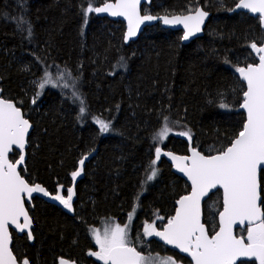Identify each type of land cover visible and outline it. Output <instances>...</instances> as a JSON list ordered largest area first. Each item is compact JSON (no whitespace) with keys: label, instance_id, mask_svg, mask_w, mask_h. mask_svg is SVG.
<instances>
[{"label":"trees","instance_id":"obj_1","mask_svg":"<svg viewBox=\"0 0 264 264\" xmlns=\"http://www.w3.org/2000/svg\"><path fill=\"white\" fill-rule=\"evenodd\" d=\"M112 1L92 0L91 6ZM238 2L152 0L145 13L186 14L198 7L211 13L204 36L183 45L182 32L157 24L126 45L124 22L85 15L88 0H0V94L33 124L21 174L52 194L67 197V189L74 190L71 209L33 199V243L13 233L20 264H58L61 258L104 264L89 254L99 251L90 229L105 220L123 224L135 206L130 245L148 258L172 255L190 264L144 231L148 224L163 228L190 192L165 159H155V149L186 155L192 146L215 155L243 130L239 108L246 86L236 68L258 63L250 44L261 46L264 30L259 18L233 12ZM57 71L64 86L40 92L34 81ZM97 119L110 124L109 132L99 131ZM165 124L171 131L161 140ZM184 131L191 140L179 135ZM152 169L157 175L148 180ZM260 182L264 207V171ZM221 201L218 191L204 205L210 235L218 230ZM239 234L247 241L244 231Z\"/></svg>","mask_w":264,"mask_h":264},{"label":"snow or ice","instance_id":"obj_2","mask_svg":"<svg viewBox=\"0 0 264 264\" xmlns=\"http://www.w3.org/2000/svg\"><path fill=\"white\" fill-rule=\"evenodd\" d=\"M91 2L92 0H88L89 6L83 9L85 15L109 12L113 16L126 17L128 37L135 36L144 21L158 18L150 15L141 16L140 0H117L116 3H104L103 7L95 8L91 6ZM237 7L250 9L251 12L264 17V0H239ZM207 15L208 13L202 9H196L194 13L190 12L184 16L171 18L164 16L159 19H162L164 24L182 25L186 30L183 39L188 40L201 31V25ZM27 35L29 38L32 35L30 27L27 28ZM250 48L258 55L259 62L236 68L246 81V91L243 93L244 99L241 104L247 113V122L243 125V130L238 133L231 146L217 155L205 156L193 148L191 156H172V159L177 161L179 170L186 173L191 180V193L177 201L179 208L175 216L167 221L163 231H157L153 224H148L144 229L147 235L158 236L168 244L189 253L195 264H236L240 257H255L259 264H264V211L258 203L260 200L258 169L264 166V44L258 46L252 42ZM46 85L56 86L47 74L39 83V88L43 90ZM75 99L79 101V112L83 114L85 106L82 97L76 95ZM96 122L99 124L100 132H109V123L99 119ZM30 127L20 108L9 100L0 99V264H16V259L9 248L11 242L9 223L15 225L21 232L30 229L32 221L24 206L25 194L29 200L33 193L51 195L39 184L30 186L17 171L18 165L24 162L23 155L16 163H10L8 160L13 145L19 149L25 148ZM170 131L165 124L159 138L166 139ZM179 135L191 140L190 131L180 132ZM161 154V149L157 147L155 159L159 160ZM86 158L79 161L80 169L71 173L73 178L81 175ZM156 175L157 170L152 169L147 179H154ZM217 186L223 189V211L219 213V230L210 238L204 224L201 223V199L210 189ZM67 193V197L57 194L52 198L65 208L71 209L74 190L69 188ZM21 217L23 224L19 223ZM245 221L252 225L246 230L247 243L245 237L237 238L233 234V226L237 222L243 224ZM128 234L127 224L123 227L120 224L105 227L103 235L98 229L93 230L99 251L89 254L104 264H147L149 258L130 246ZM27 235L31 238L30 231ZM22 264L29 262L23 259ZM59 264H69V261L60 259ZM166 264L174 262L168 261Z\"/></svg>","mask_w":264,"mask_h":264},{"label":"water","instance_id":"obj_3","mask_svg":"<svg viewBox=\"0 0 264 264\" xmlns=\"http://www.w3.org/2000/svg\"><path fill=\"white\" fill-rule=\"evenodd\" d=\"M116 2H117V0H114V1H112V2H107V3H116ZM238 3H239V2H238ZM238 3H237V4H238ZM151 4H152V0H140V5H139V12H140V15H141V16H144V15H150V16L158 17V18H157V19H154V20L144 21V22L140 25L139 29L137 30L136 35H135V36H132V37H128V36H127V32H128V22H127L126 17H123V16H113V15H111L109 12H100V13L94 12V14H95L97 17H100V18H107L108 20H111V21H123L124 24H125V27H126L125 36H124V41H125V44H126V45H129V44H131V43L136 42V41L139 39L140 35L143 33V31H144L145 29H147V28H149V27H153V26H155V25H157V24H160L161 27L164 28V29H166V30H170V31H180V32H182V44H183V45H188V44L192 43L193 41L197 40L198 38H201V37L204 36L206 26H207V24H208V22H209V20H210V18H211V16H212L211 13L205 11L202 7H198L197 9H202L203 11L207 12L208 15L205 17L204 22H203V24L201 25V31L198 32V33H196V34L193 35L192 37H190L188 40H184V39H183V35H184V33H185L186 30L183 28L182 25H168V24H164V23H163V20H162V19H159V17L168 16L169 18H171V17H173V16H184V15L189 14L190 12H189V13H186V14H174V15H156V14H153V13H145V12L143 11V10H144V7H149V6H151ZM237 4H236V6L233 8V12H234V13H241V12H243V13H249L251 16L256 17V18H259V19H260V22H261V26H262V28H263V30H264V17H262L261 14H259V13H253V12H251L250 9L237 7ZM103 6H104V4H102V5L98 6V7H103ZM195 10H196V9H195ZM195 10H194V11H195ZM194 11H191V12L194 13ZM263 44H264V43H263ZM253 54L258 58V55L254 52V50H253ZM258 62H259V60H258ZM237 75H238V77L240 78V80H241V81L245 84V86H246V81L243 80V77H241L240 74H239L238 72H237ZM0 99H5V98H3V97L1 96V94H0ZM5 100H8V99H5ZM9 101L12 102L13 104H15V102H13V101H11V100H9ZM15 105H16V104H15ZM16 107H18V106L16 105ZM18 108H19V107H18ZM239 109H240L241 112L244 113L245 118H246V120H245V123H246V122H247V113H246V110L243 109L241 106H240ZM20 110H21V113H22L23 117L29 121L31 127L29 128V131H28L27 136H26V144H25V148H23V149H19L18 146L13 145V146H12V150H11V151L9 152V154H8V160H9L10 163H16V162L19 160V157H20L21 155L24 156V162H23L22 164L18 165V168H17V171H19L20 174H21L22 169L25 167L26 153H27V149H28V146H29V142H28V141H29V137H30V135H31V133H32V131H33V124H32V122H31L27 117H25V114H24V112H23V110H22L21 108H20ZM233 141H234V140H233ZM231 144H232V143H231ZM230 146H231V145H230ZM192 149H193V147L190 146V147H189V151H188V153H187L186 155H181V154H178V153L173 152V151H171V150L161 149L162 154H161V156H160V158L165 159V160L170 164V166H171V171H172L176 176H178L179 178L183 179L184 181H186V182L188 183V185L190 186V192H189L188 194H186V195H190V193H191V180L188 178V176L186 175V173L181 172V171L179 170V168L177 167V161L173 160V159H172V156H191ZM196 150H197V149H196ZM197 151H198V150H197ZM15 152L18 153V157H17L16 160L12 161V160L10 159V157H11ZM199 152H200V151H199ZM163 153H171L172 155H164ZM200 153H201V152H200ZM201 154H203V153H201ZM218 154H219V153H218ZM203 155H204V154H203ZM215 155H217V154H215ZM205 156H207V155H205ZM86 160H87V159H85L84 162H85ZM263 171H264V166H261L260 169H258V182H259V193H260V200L258 201V203H259V205H260L262 211H264V207H263V198H262V194H261V193H262V189H261V182H260V181H261V173H262ZM21 176H22V174H21ZM22 177L27 181V179H26L24 176H22ZM77 179H78V177H77ZM27 182H28V181H27ZM28 183H29V182H28ZM29 184H30V186H35L36 184H39V183H35V184H31V183H29ZM39 185H40L41 187H43V188H44L48 193H50L51 195H49V196H45L43 193H33L31 199L29 200L28 197H27V195L25 194V196H24V206H25V209H26V211L28 212V215H29V217L31 218V221H32V223H31V225H30V229H25L23 232H21L19 229H16V228H15V225H12L11 223H9V225H8V230H9V233H10V236H11V242H10V244H9V248H10V250H11L13 256H14L15 259H16V264H20V263L18 262V260H17V258H16V256H15V254L13 253V250H12L13 233H16L17 235L22 236L23 234L27 235L28 231H30V232H31V238H29L28 235H27V236H28V238H29V241H30L31 243H33V228H34V222H33V218H32V216H31V213H30L29 208H28L29 206H32V205H33V199H34V198H39V199H41V200H43V201H45V202H47V203H49V204H52V205H54V206L64 207L59 201H56V200H54V199L52 198L53 196H55V195H57V194H52V193H51L47 188H45L43 185H41V184H39ZM218 191L221 193V197H222V210H221L220 212L223 211V189H222L220 186H217V187L214 188V189H210V190L208 191V193H207L205 196H203L202 199H201V223H203V224H204V205H205V203L209 200V198H210L213 194L217 193ZM186 195H184V196H186ZM182 197H183V196H182ZM178 208H179V205H178V203L176 202V209H175V212H174L173 217L175 216L176 210H177ZM173 217H172V218H173ZM217 220H218V230H219V214H218ZM19 223H21V224L24 223V221H23V217L20 218ZM204 226H205V229H206V231H207L208 236L211 238L212 235H210V234L208 233L207 226H206L205 224H204ZM165 227H166V225H165L163 228H161V229H156V230H157V231H163ZM250 227H252V225L249 224L248 221H245L243 224H240L239 222H237V224H235V225L233 226V234H234L237 238H240L241 235H239V232L245 231V230H247V229L250 228ZM218 230H217V231H218ZM213 235H214V234H213ZM153 239H154L156 242H158L159 244H161L165 249L170 250V251H172V252L178 254L179 256H181V257H183V258H186V259L190 262V264H195V261L192 259L191 255H190L189 253H185V252H183L180 248H177L175 245L168 244L166 241L162 240V239H161L160 237H158V236L153 235ZM245 243H247L246 240H245ZM130 246H132V245H130ZM133 247H134V246H133ZM136 249H137V248H136ZM137 251L140 252L138 249H137ZM140 253H141V252H140ZM141 254H142V253H141ZM61 259H65V258H61ZM59 260H60V259H59ZM59 260H58V264H59ZM65 260L69 261V264H77V263H75V262H73V261H71V260H68V259H65ZM241 261H254V262H256L257 264H259V261H258L255 257H240V258H238L236 264H239Z\"/></svg>","mask_w":264,"mask_h":264},{"label":"rangeland","instance_id":"obj_4","mask_svg":"<svg viewBox=\"0 0 264 264\" xmlns=\"http://www.w3.org/2000/svg\"><path fill=\"white\" fill-rule=\"evenodd\" d=\"M57 72H58V73H54V74H53V72H51V73H49V74H47V75L50 76L51 79L56 83L55 88H60L61 86H64V84L62 83L63 80H60V79H59V78L62 77L61 73H60L59 71H57ZM54 77H55V79H54ZM44 78H45V77H44ZM42 80H43V79H42ZM42 80H41V82H42ZM34 83H35V86H36L37 88H39V83H40V82H36V81H34ZM50 86H51V87H54V86H52V85H46L44 89H46L47 87H50ZM44 89H43V90H44ZM43 90L40 89V92H42ZM136 213H137V206H135V207L133 208V210H132L131 212L128 213L125 222H124L123 224H121L122 227L125 226L126 224L128 225V232H129V234H128V239H129V241H130V239H131L132 225H133V222H134V220H135ZM115 224H116V223H113V222H111V221H106V220H105V221L101 224V226H100L99 228L92 227V228L90 229V230H91V236H92V238H93V242H94V244H95L96 246L99 247V245H97V244L95 243V238H94V235H93V230L98 229V230L100 231L101 235H103V232H104L105 227H111V226H114ZM244 232H245L246 237H247V231L245 230ZM239 235H240V234H239ZM247 242H248V241H247ZM130 244H131V242H130ZM146 258H148V257H146ZM168 261H172V262H174V264H182L181 262H178V261L175 259V257H173L172 255H170V256H162V257H161V256L151 257V258L148 259L147 264H166V262H168ZM189 263H190V262H189Z\"/></svg>","mask_w":264,"mask_h":264},{"label":"flooded vegetation","instance_id":"obj_5","mask_svg":"<svg viewBox=\"0 0 264 264\" xmlns=\"http://www.w3.org/2000/svg\"><path fill=\"white\" fill-rule=\"evenodd\" d=\"M31 206H29L28 208H30ZM256 263V262H255Z\"/></svg>","mask_w":264,"mask_h":264},{"label":"bare ground","instance_id":"obj_6","mask_svg":"<svg viewBox=\"0 0 264 264\" xmlns=\"http://www.w3.org/2000/svg\"><path fill=\"white\" fill-rule=\"evenodd\" d=\"M26 117V116H25ZM199 151V150H198ZM222 202V201H221ZM209 232V231H208Z\"/></svg>","mask_w":264,"mask_h":264}]
</instances>
